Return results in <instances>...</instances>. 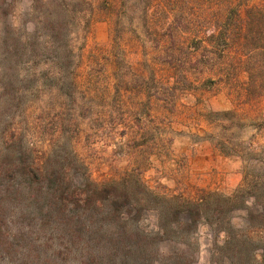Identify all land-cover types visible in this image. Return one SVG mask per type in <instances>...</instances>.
<instances>
[{"label":"rangeland","instance_id":"obj_1","mask_svg":"<svg viewBox=\"0 0 264 264\" xmlns=\"http://www.w3.org/2000/svg\"><path fill=\"white\" fill-rule=\"evenodd\" d=\"M11 1L13 28L28 39L39 20L30 0ZM88 1L90 29L73 33L84 56L77 89L70 96L27 70L0 78V94L14 80L26 98L5 122L95 182L140 180L169 198L233 194L264 161V86L251 99L245 90L251 66L264 84V0ZM144 220L152 228L154 216ZM200 235L207 264L213 234Z\"/></svg>","mask_w":264,"mask_h":264},{"label":"trees","instance_id":"obj_2","mask_svg":"<svg viewBox=\"0 0 264 264\" xmlns=\"http://www.w3.org/2000/svg\"><path fill=\"white\" fill-rule=\"evenodd\" d=\"M12 4L0 0V78L27 70L26 78H47V87L57 81L71 96L84 64L73 33L81 27L88 33L94 3L30 0L39 29L28 39L13 28ZM256 34L264 40V27ZM252 67L250 99L264 86ZM13 83L2 84L0 94V264H199L203 226L213 234L207 264H264V161L233 194L194 198L162 196L140 180L95 182L65 167L64 173L26 144L15 118L12 126L5 122L26 99ZM147 214L154 216L152 228Z\"/></svg>","mask_w":264,"mask_h":264}]
</instances>
